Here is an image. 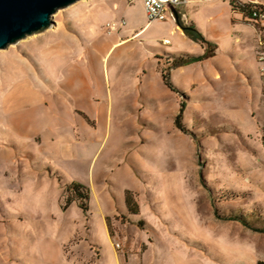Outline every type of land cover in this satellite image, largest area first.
<instances>
[{"label":"rangeland","instance_id":"374dc122","mask_svg":"<svg viewBox=\"0 0 264 264\" xmlns=\"http://www.w3.org/2000/svg\"><path fill=\"white\" fill-rule=\"evenodd\" d=\"M141 2L79 0L46 30L0 50V245L8 264L264 260V232L251 228L264 227L261 24L250 21L255 36L243 41L226 17L232 0L187 1L179 9L207 41L201 54L214 48L202 60L215 57L169 68V54L197 49L172 32L170 11L150 21ZM121 18L122 36L145 28L111 48L121 35L103 25ZM163 70L172 82L180 74V92L153 81L139 106L123 101L120 92L142 90L146 76ZM181 102L186 131L176 124ZM72 181L89 188L87 210L66 192Z\"/></svg>","mask_w":264,"mask_h":264},{"label":"crops","instance_id":"0c3cea01","mask_svg":"<svg viewBox=\"0 0 264 264\" xmlns=\"http://www.w3.org/2000/svg\"><path fill=\"white\" fill-rule=\"evenodd\" d=\"M187 1L189 2L191 0H186L184 3L180 4L177 8H175L179 13L180 21L175 23V24H171L170 27L173 28L172 32L177 33L180 42L181 41L186 42L191 47L197 49L195 53H191V54L200 55L203 52V46L201 45V43L199 41H197L196 39L193 38V33H192L193 31L190 27L192 24L188 23L189 25H186L187 23L183 22V19L187 20V22H188V14H186L185 11H182L179 9L180 7H184L188 3ZM201 1L202 0H193V2H201ZM206 1L212 2L215 0H206ZM259 3L264 4V1H260ZM141 4H143V2H141ZM226 4H227L226 17H227V20L230 23H232L233 28H234L232 32L233 33L235 32L236 34H240L243 41L244 40L250 41L249 37H251V35H252V39H253V36H255V33H256L255 25L251 24L250 20H248V18L244 15L243 12L236 10V9H233L230 5H228V3H225V5ZM142 6H144V5H142ZM208 18L210 21L215 20V17L213 15H210ZM191 22H194V21L191 20ZM180 23H182V24H180ZM260 24L261 25H258V26H260V28H262V30L264 31V23H260ZM182 27H184L185 29H183ZM144 28H145V26L141 27L138 31L136 30L137 32H135L133 35L128 36V37L122 36L123 33H122V28H121V30L119 31V35H121L120 38L115 40L114 42H112L110 44V47L112 48V47H115L116 45H117L116 47H119V46H123V44H127L129 40H132L133 37H136L137 34L140 31H142ZM126 32H127V30H126ZM164 39H169V42L164 43V44L173 43L172 39L169 37H165ZM254 39H255V37H254ZM110 47H109V49H110ZM173 53L179 54V53H184V51H182V52L181 51H174ZM214 57L215 56H213L212 58H214ZM212 58L205 59L204 61L201 60V61H196V62H205L206 63L209 60H211ZM224 63H226V62L224 61ZM185 65H188V64H185ZM182 66H184V65H182ZM146 77H145L144 83L143 82H142L143 84L141 83V89L142 90H140V88H138V86H131L130 85L129 87H127V92L122 91L119 93L121 95L123 101H124V99H126V96H131L132 99L128 100V101L133 102V106H139V104H141V100L139 99L140 94H142V96L145 97V96H149L153 93L151 88H149V86H151L153 84V81L158 82V84L164 85L167 88H169L163 80L162 73H159L157 75L155 74L152 78L153 80L150 78H146ZM181 78L182 77L180 76V74L177 71H175V73L172 74L173 82L177 83L178 85H180L182 83ZM60 148H61L60 149L61 151L68 152L67 146L61 145ZM2 216L3 215L0 213V217H2ZM1 231H3V224L0 222V233H1ZM5 250L6 249L0 245V259H2L5 264H8V262L12 258H9L8 255L5 254ZM9 264H12V263H9Z\"/></svg>","mask_w":264,"mask_h":264},{"label":"water","instance_id":"95a60500","mask_svg":"<svg viewBox=\"0 0 264 264\" xmlns=\"http://www.w3.org/2000/svg\"><path fill=\"white\" fill-rule=\"evenodd\" d=\"M79 0H0V50L19 40L46 30L53 15ZM175 20L179 13L171 7ZM185 29L184 27H182Z\"/></svg>","mask_w":264,"mask_h":264},{"label":"trees","instance_id":"16d2710c","mask_svg":"<svg viewBox=\"0 0 264 264\" xmlns=\"http://www.w3.org/2000/svg\"><path fill=\"white\" fill-rule=\"evenodd\" d=\"M232 6L233 9H237L241 12L244 13V15H250L253 10H261L264 11V4L261 3H256V2H251V1H247V2H242L240 0H232ZM182 24V23H180ZM192 29V33H193V38L196 39L197 41H201L202 44L204 45V42H207L202 35L193 27V25L190 26ZM210 43V41H208ZM211 44V43H210ZM214 54V48H210V50H207L205 53L200 54V55H194V54H184V55H172L169 54V58H173V62L171 64V66H169V68H176L185 64H189L191 62H195V61H199L202 60L208 56H211ZM172 56V57H170ZM168 68V69H169ZM162 76H163V80L165 82V84L171 88L174 91H179V89L177 87L174 86L173 82L171 81V77H170V73L166 70H163L162 72ZM180 92V91H179ZM185 102H181V107H180V111L176 117V124L177 126L182 129L183 131H186L184 125L182 124V116H183V112L185 109ZM66 192H73L74 197H76L79 200V206L83 209V210H87L88 208V204L86 202H84L83 200H87L89 199V194H90V190L89 188L83 184L80 181H72L71 183L67 184L65 187ZM71 201L67 200L66 205L67 206ZM126 203L129 207V209L132 210L133 213H137V211L134 209L133 205L134 204V199L132 198V196L129 195V193H126ZM216 214L218 215V212L215 211ZM227 219H235V220H239L241 221L244 225L246 226H251L248 221H246L245 219L239 218L237 216H229L226 217ZM256 231H261L264 232V227H251ZM257 264H264V260H259L257 262Z\"/></svg>","mask_w":264,"mask_h":264},{"label":"built area","instance_id":"2783aa9c","mask_svg":"<svg viewBox=\"0 0 264 264\" xmlns=\"http://www.w3.org/2000/svg\"><path fill=\"white\" fill-rule=\"evenodd\" d=\"M133 3L134 0H128ZM186 0H142L144 9L148 19L151 20H165L167 18V11L173 14L171 7L177 8L180 4L184 3ZM252 2V1H251ZM237 10V9H236ZM174 15V14H173ZM248 20L255 23L264 22V11L253 10L250 15H245ZM127 24L125 18L121 19H109L104 25V31L107 34H114L119 32L124 25ZM169 39H164V43H168Z\"/></svg>","mask_w":264,"mask_h":264}]
</instances>
